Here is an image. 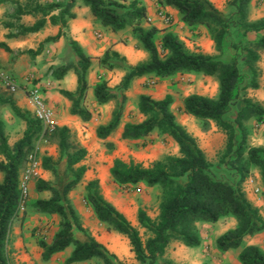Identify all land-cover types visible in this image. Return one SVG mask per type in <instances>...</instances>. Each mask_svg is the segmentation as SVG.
<instances>
[{
    "label": "trees",
    "instance_id": "obj_1",
    "mask_svg": "<svg viewBox=\"0 0 264 264\" xmlns=\"http://www.w3.org/2000/svg\"><path fill=\"white\" fill-rule=\"evenodd\" d=\"M252 1L228 0L230 14L227 15L210 0H157L161 8L177 10L181 14V22L188 28L196 30L203 27L215 45L216 53L212 55L191 51L172 32L155 26L146 27L148 10L140 0H67L61 6L39 4L33 14L40 13L43 18L31 27L22 25L24 33H37L48 22L46 15L49 11L60 6L63 8L61 15L51 17L50 21L54 25L65 26L66 17L73 18L70 10L81 2L90 8L102 26L114 32L130 31L136 48L144 51L147 58L132 66L119 53L106 52L100 59V65L109 71L121 68L125 75L117 88L109 87L105 80L96 84L94 99L98 105L117 99L119 91L126 92L135 79L143 77L168 78L197 73L218 81L217 97L192 94L184 99L182 110L199 120L205 131L214 123L226 133L227 148L222 161L226 163L230 157L239 174L238 183L230 184L215 178L212 165L197 139L177 121L171 95L156 100L143 94L139 97L138 108L144 119L124 125L122 139L137 142L147 140L154 133L166 135L176 143L179 155L165 157L148 168L133 161L116 159L110 174L114 183L121 187L144 183L148 187L160 188L158 216L153 219L146 210L138 211L139 227L147 238L143 239L139 229L102 195L97 180L90 181L85 188L86 206L91 208L100 223L129 240L139 264H174L165 258L171 242L178 241L188 248H197L201 245L197 229L199 223L216 224L230 217L236 220L237 225L217 238V249L221 253L239 250L240 264H264V251L245 242L247 237L264 233L261 209L253 204L243 188L251 167L259 169L264 187V147H246V121L253 118L264 125V106L245 95L248 89L259 88L256 64L260 60L259 51L264 48V40H245L247 33L264 32V18L249 20ZM63 36L61 31L58 36L41 44L37 51L29 50L27 53L37 56L45 44L57 42ZM0 46L12 52L7 45ZM67 50L74 53V67L62 65L51 68L52 75L61 80L71 70L75 73L76 91H61V94L71 102V114L88 122L92 115L82 102L89 88L92 59L75 41L67 43ZM241 63L247 66V72L241 70ZM237 106H240L237 119L229 121L227 117ZM4 108H9L27 125L23 137L11 146L4 122L0 119V173L3 174L0 184V264H11L10 233L22 202L20 173L34 151V140L41 131V123L17 106L13 94L0 87V111ZM123 108L122 105L115 110L107 125L98 127L99 139L106 140L117 130ZM237 129L241 134L240 140ZM54 136L58 141L59 158H42V168L53 175V180L39 179L35 185L38 193L48 192L50 197L32 202V209L36 212L56 215L60 219L59 229L50 243L43 239L37 241L42 249V260L49 262L54 256L72 249L65 264H125L86 229L70 198L87 172L83 165L88 156L87 149L72 140L67 127H57ZM108 144L112 146L113 143Z\"/></svg>",
    "mask_w": 264,
    "mask_h": 264
},
{
    "label": "rangeland",
    "instance_id": "obj_2",
    "mask_svg": "<svg viewBox=\"0 0 264 264\" xmlns=\"http://www.w3.org/2000/svg\"><path fill=\"white\" fill-rule=\"evenodd\" d=\"M66 1L67 0H0V39L2 37L1 35H3V32H9V34L3 35V39L5 41L9 38L11 39L18 38L19 36L30 35L23 32V26L20 23L22 16L30 15L34 16L36 19L43 18V15L40 13L35 15L33 14V11H35L39 4L43 6H47L49 4H60L61 6V4L65 3ZM121 1L130 2L133 0ZM144 1L149 5L150 8L154 7L156 9L158 6L157 0ZM210 1H212L215 7L223 13L227 15L230 14L228 9V0ZM141 3L143 4L142 1ZM60 6L51 12L49 11V14L46 15L48 21H50L51 17L53 16L61 15L63 8ZM22 12L26 14L21 15ZM155 14L158 17L163 18L165 24L167 23L166 19L170 18V16H167L160 7L155 10ZM161 14H163L166 18H164L163 15L161 16ZM263 18L264 0H253L249 10V20L257 21ZM169 20L170 21H168V23L171 22V18ZM204 31L206 33L205 49H210L213 51V53H216L213 40L207 34L205 29ZM199 35L201 36V34L198 33H195L194 35H185V40H183V42L191 51H200L201 47L198 46ZM235 39L238 41V38ZM245 40L248 42H261L264 40V32L247 33ZM1 42L2 41L0 40V45ZM3 44H6V42H3ZM0 49L4 48L0 46ZM8 53L12 55V57L17 55L22 56L23 54L27 53V50H17L16 52L12 50V52ZM259 54L260 60L256 64L259 88H250L246 91L245 95L253 101L261 103L264 106V48L259 51ZM63 56V65H66L72 69L75 63L74 53L71 54L66 49ZM143 60L146 59L142 57L140 61ZM97 65L98 62L96 61L94 67H91L93 78L90 80V82L88 81L89 88L87 90L86 97L82 102V106L87 111H90L92 119L88 122H85L79 116L72 115L70 112L71 106L68 109V114L71 116L69 117L66 107L64 108L63 105L61 107V105L56 102L57 104H55V107L50 106L55 112L56 126L54 128H46L40 124L41 131L35 137L34 151L32 154L36 156L41 165L43 157H52L57 160L59 158V150L58 141L54 136V132L57 127H67L70 130L72 140L86 148L88 151V156L83 162V165H85L87 168V172L81 184L70 194L72 203L80 214L83 225L99 242L105 245L111 251V253L115 254L123 263L139 264L134 253L132 252L129 240L125 236L110 230L105 224L100 223L94 216L91 208L86 206L84 201L85 188L90 181L97 180L99 182L102 195L118 210L125 214L132 225L139 229L143 239H146L147 235H145L144 231L139 227L138 211L140 209L146 210L149 216L153 219L158 216L159 205L161 201L160 188L148 187L144 183L138 184L137 186L121 187L114 183L110 174V170L116 159H122L125 162L133 161L146 168L152 167L155 163L164 159L165 157L178 156L179 148L171 138L158 133H154L150 138H148V140L137 142L120 139L119 135H117L115 132L109 136L110 140L109 137L106 140H102L97 137V129L100 123L99 120H103L102 114L97 112V107L91 97V88H93V84H97L98 81L103 80V76L99 72ZM116 70L120 72L122 71L121 68H117ZM241 70L243 72H247L248 68L243 63H241ZM50 72H52V69ZM116 72L114 76H117ZM197 76L199 77L180 79L175 83V85L182 84V87H180V93L172 96L173 113L175 114L177 121L181 125L185 126V128L197 139L199 146L203 149L208 161L212 165L215 178L230 184H236L239 181V174L231 164L232 162L230 161V157L226 159V163L222 161L227 148L226 133L214 123L211 124V127L208 131H205L199 120L192 116L186 115L182 110V103L184 102L183 99L188 95L203 93L208 97L215 98L219 93V84L216 78L210 77L207 79V81H205V78H202V74H197ZM119 78H121V76H117L118 81ZM122 80L115 88L121 85ZM40 81L41 79L36 80V84H39ZM145 86L151 90H154L156 88L155 80L147 82ZM49 88L51 89V87ZM54 89L62 97L64 96L61 94V91H67L56 87ZM46 90L47 89H44L43 91L46 92ZM126 92L119 91L118 98L107 103V109L109 111V120L107 121V124L112 120L115 110H117L118 107L122 105L124 108L119 127H124V125L127 123H139L143 121L144 117L139 112L138 108L140 94L134 93L132 98H127ZM123 95H125V99H123ZM23 110L26 111V113L34 115L33 111L31 112L27 110V108ZM59 110L62 114L60 117V113L58 114ZM239 110L240 106L235 107L227 119L229 121H235L237 119ZM63 113H66V118L68 116V118H71V120H64L62 118ZM33 117L36 118L35 115ZM19 121L20 122H18V124L11 123L7 128L6 132L8 134V141L11 143H16L19 141L27 129L26 122L20 119ZM245 125L247 126L248 130L246 147H264V125L257 123L253 118L246 121ZM238 130L239 129H237V131ZM238 137L240 140L241 134L239 131ZM111 142L113 143L112 146L108 144ZM1 158L2 157L0 155V159ZM28 164L29 163L27 159L24 167L21 170L20 180L23 179L26 170L28 169ZM45 175L46 174L43 173L40 177H35L32 179L31 184L29 185V196L26 200V203H24L25 208L22 207L19 215L13 221L10 233L11 264H65L66 260L71 254L72 249H69L64 254H58L54 256L49 262H44L42 260V249L38 245L37 241L43 239L50 243L59 229L60 219L56 215H45L42 213L39 214V212L33 210L32 207L29 209L27 208L31 205L30 201H36L38 199L37 197L40 195L36 189L35 192L32 191L31 185L33 183L36 184L37 180L39 179L49 181L53 180V175L50 172L47 174L48 177ZM243 188L248 198L255 206L261 209V212L264 216V196L257 195L255 193L257 188L264 189L259 169L254 167L250 168L249 175L243 183ZM45 195H47L48 198L50 197V193L48 192L45 193ZM30 213H33L34 217H30ZM29 218H31V221ZM28 220L30 227H28ZM236 225V220L230 217L219 221L217 224L199 223L197 225V229L200 238L207 240V247L211 249L214 246V241L217 236L235 228ZM15 226L22 229V231L31 232V237L35 241L37 248L31 249L23 245L17 250L15 248L14 241L12 240L13 227ZM245 242L246 245L258 246L264 251V233L247 237ZM238 252L240 251L236 250L233 252L234 256L231 258L230 264H237L238 259L235 255ZM165 258L166 260L174 262V264H193L197 258L199 259V256L191 253V250L184 246L181 242L173 241L167 249ZM80 264L97 263L87 262Z\"/></svg>",
    "mask_w": 264,
    "mask_h": 264
},
{
    "label": "crops",
    "instance_id": "obj_3",
    "mask_svg": "<svg viewBox=\"0 0 264 264\" xmlns=\"http://www.w3.org/2000/svg\"><path fill=\"white\" fill-rule=\"evenodd\" d=\"M143 5L147 7L148 10V17L149 21L145 24L146 27L155 26L159 29H163L169 32L176 34L181 40H185V35L190 34L194 35L195 33L201 34L198 37V46L201 47L200 51L206 54H214L212 50L205 49V40H206V33L203 27H199V29H190L185 26L181 22V14L170 7L162 8L164 13L167 16H170L171 22L166 23L163 18L158 17L155 14V10H157L160 5L158 4L157 8L154 7L150 8L149 5L144 1ZM161 8V7H160ZM70 15H73V18L66 17V25L63 26L61 24H52L51 21H48L46 25L37 33L30 34L28 36H19L18 38H9L8 40L3 39L4 34H9V32H3L1 35V44L6 42L11 51L13 50L16 52L17 50H34L37 51L41 44L45 43L50 38H54L59 35L62 31L64 36L59 39L57 42L47 43L45 44L42 52L37 56H31L28 53L23 54L22 56H14L10 55L5 49H0V60H1V68L14 76L20 84H24L26 82L27 77L33 76L35 80H40L39 87L41 88L42 95L46 99L49 106L55 107L56 102H58L61 107L68 109L71 106V103L68 99L62 97L58 92L55 91L56 88H61L67 91L74 92L77 89V77L73 71H70L63 79L57 80L53 77L52 72H50L51 68L62 66L64 63V52L67 49V43L71 41L77 42L84 52L91 57L92 59V67H94L95 62H98L97 68L99 72L103 76V80L108 82L109 87L115 88L119 82H121L122 78L125 75V72L112 70L109 71L106 68L100 65V59L105 55L106 52L115 51L119 53L122 57H125L128 61L129 65L135 66L137 65L142 57L145 59L147 55L144 51L139 50L136 48V41L131 35L129 30L121 31V32H114L110 28L104 27L98 22L92 15L90 8L78 2L69 12ZM37 20L34 16H22L20 23L26 27L33 26ZM201 30V31H200ZM2 34V33H1ZM16 46V47H15ZM2 47V46H1ZM16 50V51H15ZM117 71V72H116ZM121 76L119 81L117 76ZM203 75V74H202ZM197 73H189V74H178L168 78H151V77H143L139 79H135L129 90L126 92L127 98H132L134 93L140 94L139 97L143 94L151 96L153 99L162 100L167 95L175 96V94L180 93L182 84L175 85L180 79H187V78H198ZM93 78L92 71L90 70L88 75V81ZM113 78V79H112ZM202 78H205L207 81L209 76L203 75ZM155 80V89L151 90L145 86L147 82ZM102 81V80H101ZM101 81H98L100 83ZM92 86V85H91ZM96 84H93L92 91V99L96 105V109L98 113L102 114L103 120H99V126L107 125V121L109 120V111L107 109V104L105 105H98L94 99V88ZM1 87V86H0ZM51 87V89L49 88ZM2 88V87H1ZM3 89V88H2ZM47 89L46 92L43 90ZM199 95H204L203 93H196ZM190 96V95H188ZM187 96V97H188ZM13 97L17 103L19 108L26 109L29 111H33L31 104L27 98L24 89L19 90L17 93L13 94ZM185 97V98H187ZM184 98V99H185ZM183 99V100H184ZM65 105V106H64ZM183 106V103H182ZM60 113V114H59ZM59 117L61 114L60 110L58 111ZM69 117H71L68 114ZM66 118V113H63V119H70ZM0 119L4 122L5 131L11 123L20 122L19 119L13 114V112L9 108H4L0 111ZM73 120V119H72ZM110 122V121H109ZM108 122V123H109ZM124 127H119V131L117 128V135H119L120 139H122ZM7 134V132H6ZM8 135V134H7ZM110 140V137H109ZM148 140V139H147ZM9 144L13 146L15 143ZM45 173L48 177V172L45 170H41V175ZM3 181V174L0 173V184ZM35 183L31 186L32 191L35 192ZM46 192L39 193L40 195L37 197L38 199H47ZM31 205L28 206L27 209L32 207V201H30ZM41 214V213H39ZM38 216V215H36ZM30 217H34L33 213H30ZM31 221V218H29ZM27 221V223L29 222ZM29 224V223H28ZM217 224V223H216ZM30 227V224L28 225ZM13 235L12 240L14 241L15 248L18 250L21 246L25 245L28 248L34 249L37 248L35 241L31 237V232L22 231L19 227H13ZM221 236V235H219ZM217 236L214 241V246L210 249L208 248V241L201 238V245L197 248H189L191 253L194 255H198L199 259L197 258L193 264H230L231 258L234 256V251L232 250L229 252L221 253L217 249L216 241ZM247 239V238H246ZM211 251V252H210ZM238 252L235 256L239 257ZM64 254V253H61ZM51 261V260H50ZM237 264H240L239 259Z\"/></svg>",
    "mask_w": 264,
    "mask_h": 264
},
{
    "label": "built area",
    "instance_id": "obj_4",
    "mask_svg": "<svg viewBox=\"0 0 264 264\" xmlns=\"http://www.w3.org/2000/svg\"><path fill=\"white\" fill-rule=\"evenodd\" d=\"M162 15L163 14H161V16ZM163 17L166 18L164 15ZM169 19H166L167 23L170 21ZM0 86L6 92L11 94L17 93L19 90L24 89L36 119L46 128H54L56 126L55 112L43 97L41 89L39 85L36 84V80L33 76L27 77L26 82L22 85L14 76L2 70L0 60ZM28 163V169L26 170L23 179L20 180L22 201L20 211L22 207L25 208L24 203H26V200L29 196V185L31 184L32 179L41 176L42 165L37 160L36 156L33 154L29 155ZM255 193L257 195L264 196V190L261 188H257Z\"/></svg>",
    "mask_w": 264,
    "mask_h": 264
}]
</instances>
